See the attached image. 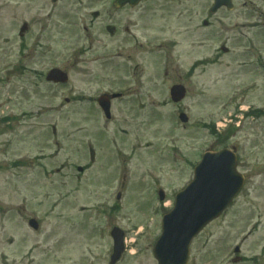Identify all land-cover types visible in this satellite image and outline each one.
<instances>
[{
    "label": "rangeland",
    "instance_id": "obj_1",
    "mask_svg": "<svg viewBox=\"0 0 264 264\" xmlns=\"http://www.w3.org/2000/svg\"><path fill=\"white\" fill-rule=\"evenodd\" d=\"M44 1L33 0L32 5V0H0V255L21 264L31 260L36 264H109L112 240L107 231L112 223L126 229L134 244L122 264H156L151 239L158 232L145 226L159 219L162 223L164 215L156 214L157 207L170 211L175 194L193 178L192 163L219 145L203 124L229 120L232 113H239L240 104L244 109L264 108V74L249 64L244 39L258 36L252 27L256 1L239 0L235 12H221L210 20L212 28L197 31L196 39L207 36L210 46L179 60L187 70L193 60H204L194 76L173 74L164 81L167 84L156 87L152 83L159 78L158 56L148 55L143 66L149 84L143 90L149 98L143 111L137 114L133 102L115 104L110 122L90 103H77L76 96L96 97L111 83L114 88L121 86L126 76L109 65L98 67L90 57L83 58L84 63L77 60L72 49L80 41L78 29L64 30V21H54L43 49L35 48L31 35L19 38L23 23L29 24ZM207 1L196 0L199 25L206 19ZM100 40L111 43L107 36ZM223 40H228L230 52L217 54ZM55 67L69 74V86L46 82V74ZM88 71L102 74L97 79L84 73ZM175 83L188 90L187 125L178 122L177 106L167 96L168 87ZM248 87L252 88L249 94L241 91ZM116 137L121 142L114 146ZM227 144L238 146L239 171L246 177V187L226 217L196 241L193 264H221L238 244L243 256L261 254L264 263V118L246 117ZM90 145L97 153L95 164L90 163ZM114 148L133 155L125 163L126 188L120 201ZM174 151L177 159L171 160ZM117 160L125 161L123 156ZM79 167L88 170L80 173ZM157 190L166 193V204L157 199ZM107 198L117 203L119 211L114 217L101 214L93 220L92 211L100 210L98 203ZM31 218L40 221L38 232L29 227ZM140 225L144 229L135 231Z\"/></svg>",
    "mask_w": 264,
    "mask_h": 264
},
{
    "label": "flooded vegetation",
    "instance_id": "obj_2",
    "mask_svg": "<svg viewBox=\"0 0 264 264\" xmlns=\"http://www.w3.org/2000/svg\"><path fill=\"white\" fill-rule=\"evenodd\" d=\"M207 2L203 9L207 18L202 21V27L198 24L196 0H144L138 6L128 5L121 9L117 8L116 0H45L43 5L41 3L36 8V14L29 21L26 36H48L54 21H64V30L68 27H81L85 41L95 38L97 44L91 42L89 46L79 48L80 62L84 63L83 58L90 57V62L98 67L109 65L118 75L124 74L126 79L121 78L124 93L115 101L125 102L132 97L139 98L138 93L148 83L147 67H143V61L154 53V49L158 55L160 72L164 54L168 57L180 52L194 53L198 44L204 47L210 41L211 38L200 41L196 39L197 31L209 28L208 18L216 15H210L213 0ZM257 2L264 6V0ZM32 5L31 9L34 8ZM223 11L226 8L219 13ZM255 13L258 23L254 28L259 30L254 40L258 46L256 64L264 67V12L255 10ZM103 36L109 37L111 43L101 41ZM84 73L97 79L102 74L95 72L92 75L89 71ZM129 86H134V89L127 93L126 87ZM103 94L112 97L114 93ZM7 258L0 255V264H9ZM13 264L21 263L15 261Z\"/></svg>",
    "mask_w": 264,
    "mask_h": 264
},
{
    "label": "water",
    "instance_id": "obj_3",
    "mask_svg": "<svg viewBox=\"0 0 264 264\" xmlns=\"http://www.w3.org/2000/svg\"><path fill=\"white\" fill-rule=\"evenodd\" d=\"M229 5L228 2L219 0ZM48 81L67 82V76L53 71ZM174 100L184 97L182 88L174 90ZM102 107L109 113V104L102 101ZM243 179L236 172V161L228 153L216 156L206 155L196 172L195 182L179 197L177 210L165 220L164 229L169 232L167 250L178 251L186 259L187 248L193 236L218 217L242 188ZM161 264H169L170 258H161Z\"/></svg>",
    "mask_w": 264,
    "mask_h": 264
}]
</instances>
